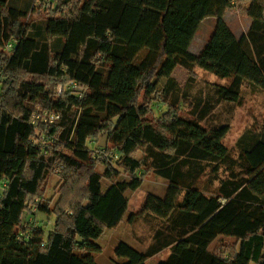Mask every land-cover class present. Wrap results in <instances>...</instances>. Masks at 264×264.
Wrapping results in <instances>:
<instances>
[{
  "label": "trees",
  "instance_id": "16d2710c",
  "mask_svg": "<svg viewBox=\"0 0 264 264\" xmlns=\"http://www.w3.org/2000/svg\"><path fill=\"white\" fill-rule=\"evenodd\" d=\"M56 1L42 32L34 34L35 24L25 21L28 11L0 0V73L6 78L0 97V264H97L103 251L97 242L123 223L126 194L140 189L149 173L169 183L167 194L148 196L128 220L158 226L145 251L119 243V264H147L167 250L160 264H264V132L234 153L223 143L230 125L205 124L218 105H241L245 86L264 92V0ZM72 2L78 6L63 16ZM234 6L251 20L240 38L224 20ZM211 17L218 20L216 30L194 55L190 46ZM9 43L15 45L10 56ZM177 68L190 75L179 91L172 79ZM197 68L231 83L210 85L204 101L189 92ZM162 79L169 84L159 92ZM70 82L83 89L82 97L57 94L59 84ZM155 102L168 108L159 119ZM36 107L60 115L46 154L34 143ZM103 134L105 152H116L118 160L88 146ZM102 165L104 174L97 170ZM56 170L59 199L51 207L46 192ZM209 177L213 190H203L202 179ZM30 203L54 216L55 226L47 236L34 227L20 241ZM219 237L240 244L233 257L210 251Z\"/></svg>",
  "mask_w": 264,
  "mask_h": 264
},
{
  "label": "rangeland",
  "instance_id": "374dc122",
  "mask_svg": "<svg viewBox=\"0 0 264 264\" xmlns=\"http://www.w3.org/2000/svg\"><path fill=\"white\" fill-rule=\"evenodd\" d=\"M12 7L28 11V17L25 20L27 23L35 24V27L31 29V32L36 34L42 32L44 23L48 18V14L58 7L56 0H10ZM78 6L76 2H72L70 6L65 9L63 16L70 17L75 7ZM248 4H245L247 7ZM47 8V9H46ZM224 20L231 29V31L238 37H242L248 34L251 28L250 18L244 16L238 10V6H234L228 9L225 13ZM218 20L216 18L205 19L190 46V52L194 55H199L204 47L207 45L211 37L213 36ZM6 54H11L6 51ZM197 75V81L193 84V87L189 92L192 95H200L203 100L207 99L208 91H210V85L228 86L231 83V79H221L211 73L205 72L199 68L195 70ZM189 73L182 68H177L172 75V79L176 82L175 90L179 91L189 81ZM0 80L2 88L6 78L0 73ZM169 82L166 79L158 81V91L165 90ZM60 85L57 86V89ZM56 89V91H57ZM58 94V93H57ZM243 101L241 105L231 107V105L221 104L216 107L215 115L210 117L205 124H224L228 123L231 127L229 134L223 140L225 146H227L232 152L236 153L239 148L249 147L254 141L260 140L264 132V92L253 90L249 86H245L242 93ZM155 117L157 119L167 111V106L155 102L152 105ZM42 109L36 107L35 110ZM184 109V108H182ZM184 112V111H183ZM106 135H101L95 142L94 147L90 149L95 150L97 155H103L107 158L111 152H105ZM137 160L142 158V153H138ZM108 159V158H107ZM114 166L118 169L116 162ZM100 174L106 172L105 166H99L97 168ZM120 170V169H119ZM121 171V170H120ZM58 171L56 170L49 180L48 189L46 192V200H51V207H53L59 199L58 188L61 184L58 177ZM122 172V171H121ZM144 175L143 171L137 173L140 177ZM121 180H128L125 175H122ZM212 178H203L201 182V188L204 190L208 188V184H212ZM109 183L104 182V186L107 187ZM214 183L213 188H216ZM169 183L153 174L149 173L144 177L143 185L135 192H128L126 197L128 198V213L126 214L123 223L116 229L107 231L106 234L97 242L103 249L102 253L95 256L97 264H119V260L115 257V249L121 242H125L135 247L140 251H145L152 241V236L158 223L154 220H147L140 218L133 224L129 222L128 218L130 214H139L144 206V203L148 196H156L164 198L167 194ZM209 187L208 189H210ZM212 189V188H211ZM213 190V189H212ZM88 203V199L85 204ZM31 204V203H30ZM35 205L31 204V209ZM33 212L29 210L23 216L22 225L18 232L27 230L28 228H34L37 226L44 230L46 236L53 231L55 226V217L49 216L38 211L35 213V219L31 220ZM240 244L233 238L219 237L210 246V251L218 255H222L225 258L233 257L239 250ZM170 255V251L167 250L158 256L148 260L147 264H160L165 261Z\"/></svg>",
  "mask_w": 264,
  "mask_h": 264
},
{
  "label": "built area",
  "instance_id": "2783aa9c",
  "mask_svg": "<svg viewBox=\"0 0 264 264\" xmlns=\"http://www.w3.org/2000/svg\"><path fill=\"white\" fill-rule=\"evenodd\" d=\"M15 45L14 43H9L7 45L6 51L11 54L13 51ZM58 95H63L66 93H72L75 96L82 97L83 95V89L75 82L67 83L66 85H60L57 89ZM2 94V83L0 80V97ZM60 120V115L54 112H50L48 110H42L38 109L34 112V114L31 117V125L34 127L35 130L39 131L38 137L34 140V143L42 150L44 154L47 153V148L49 144L53 143L54 140L49 138V134L51 131V127L57 123ZM46 128V130H42L41 128ZM107 158L111 161H115L119 159V155L116 152H111L110 155L107 156ZM0 190L2 192L5 191V186L2 185L0 187ZM37 203H39V200H36ZM31 212L34 214L38 212L37 206L29 207ZM31 216V222L33 219H35V215ZM37 227V226H32ZM31 229L28 228L23 235H20V241L27 240L31 235Z\"/></svg>",
  "mask_w": 264,
  "mask_h": 264
},
{
  "label": "crops",
  "instance_id": "0c3cea01",
  "mask_svg": "<svg viewBox=\"0 0 264 264\" xmlns=\"http://www.w3.org/2000/svg\"><path fill=\"white\" fill-rule=\"evenodd\" d=\"M95 142H96V140H94V139L90 140V141L88 142V146H89V147H91V146L94 147ZM91 148H92V147H91Z\"/></svg>",
  "mask_w": 264,
  "mask_h": 264
}]
</instances>
